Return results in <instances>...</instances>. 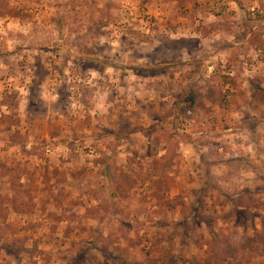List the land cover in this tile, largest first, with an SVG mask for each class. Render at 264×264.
I'll return each instance as SVG.
<instances>
[{
	"label": "rangeland",
	"instance_id": "1",
	"mask_svg": "<svg viewBox=\"0 0 264 264\" xmlns=\"http://www.w3.org/2000/svg\"><path fill=\"white\" fill-rule=\"evenodd\" d=\"M0 264H264V0H0Z\"/></svg>",
	"mask_w": 264,
	"mask_h": 264
}]
</instances>
